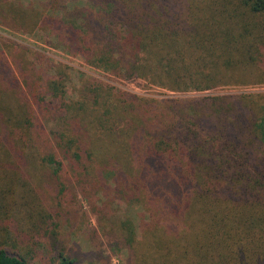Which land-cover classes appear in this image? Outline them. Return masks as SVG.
<instances>
[{
    "label": "trees",
    "instance_id": "16d2710c",
    "mask_svg": "<svg viewBox=\"0 0 264 264\" xmlns=\"http://www.w3.org/2000/svg\"><path fill=\"white\" fill-rule=\"evenodd\" d=\"M0 24L111 81L264 85V0H0ZM27 64L0 54V264H80L78 195L143 211L118 227L128 264H264V93L98 80L68 101V66Z\"/></svg>",
    "mask_w": 264,
    "mask_h": 264
},
{
    "label": "rangeland",
    "instance_id": "374dc122",
    "mask_svg": "<svg viewBox=\"0 0 264 264\" xmlns=\"http://www.w3.org/2000/svg\"><path fill=\"white\" fill-rule=\"evenodd\" d=\"M49 40V36L45 33L30 35L24 32H14L0 24V54L5 52L8 59H11L14 53L16 58L25 65L26 63L33 64L39 68L43 66L49 68L59 64L68 66V69L65 70L69 74L65 95V99L68 101L78 100L81 97L83 86L87 82L98 80L113 82L123 90L148 99H162L167 96L192 97L264 93V85L223 87L206 92L185 93L152 86L144 80L111 81L110 75L89 67L81 58L68 56L63 51L52 48L48 43ZM67 176H71V173H67ZM70 179L75 182L74 175ZM71 198L72 195L69 199ZM73 205L74 210L71 214L75 216L71 220L72 225L67 224L63 229V233L67 236L63 239L65 249L76 254L80 264H128L126 252L120 248V240L123 237L121 233L123 232L121 230L120 233L118 227L125 220L139 226L141 221L139 216L143 211L117 201L102 203L97 198L89 204L82 195H78L77 199H74ZM108 231L112 234L110 238H107L106 235Z\"/></svg>",
    "mask_w": 264,
    "mask_h": 264
}]
</instances>
